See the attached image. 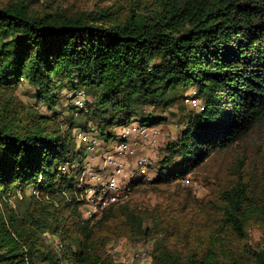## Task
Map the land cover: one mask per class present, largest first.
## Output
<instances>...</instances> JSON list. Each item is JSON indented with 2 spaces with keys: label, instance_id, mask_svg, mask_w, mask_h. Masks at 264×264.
Masks as SVG:
<instances>
[{
  "label": "trees",
  "instance_id": "16d2710c",
  "mask_svg": "<svg viewBox=\"0 0 264 264\" xmlns=\"http://www.w3.org/2000/svg\"><path fill=\"white\" fill-rule=\"evenodd\" d=\"M81 2L0 1V264H111V238L136 235H162L156 264H264V138H255L264 134V0ZM23 82L49 110L58 86L87 90L86 119L65 118L64 129L58 114L17 97ZM187 89L202 110L185 113L148 183L192 178L208 193L198 199L177 184L172 210L123 202L81 220L86 186L72 166L85 148L75 150L73 131L95 120L110 143L111 128L132 119L158 127L167 117L156 111L176 102L184 111ZM251 224L263 231L261 247L244 253ZM172 238L187 244L185 260L164 248Z\"/></svg>",
  "mask_w": 264,
  "mask_h": 264
},
{
  "label": "rangeland",
  "instance_id": "374dc122",
  "mask_svg": "<svg viewBox=\"0 0 264 264\" xmlns=\"http://www.w3.org/2000/svg\"><path fill=\"white\" fill-rule=\"evenodd\" d=\"M3 1V0H0ZM117 0H82L81 6L83 8H90L95 4H100L103 6H109L113 2ZM16 95L17 97L26 105H29L35 109H37L41 114L45 116H52L54 114H58V121L63 123V128H67L66 121H64L65 118H71L73 121H77L80 118H82L83 113L87 110L84 108L79 109L78 107L74 106V100L77 98H81L86 102H92V96L91 93L83 88H79L77 90H71L64 86V84L57 87L56 95L59 98V104L56 106V109L49 110L44 104L38 103L35 100V92L34 89L29 86L26 82H23L18 88L16 89ZM194 90L193 89H187L184 92V95L187 97H193ZM181 102H176L174 105H172L167 111H162L159 109L156 111L157 114L164 115L167 117V122L163 125L158 126V135L156 138V143L152 147H144L138 150L137 156L128 157L126 160V166L127 171L126 174H128V177H123L121 186L127 187V195L125 198H123L121 201L129 202L130 204L136 205L140 209L144 208H153V207H159L162 210H172L174 206L177 203V184L180 185L182 188H186L192 191L193 196L195 198H202L208 193V190L203 187L198 181L190 178L189 183L186 185L184 182L181 183H172L170 185H160V186H154L148 182H151L157 178L158 171L160 169V161L163 157L167 156L168 153L166 151L167 144H170L172 142H175L178 139V136L180 134V131L183 127L181 124V120L185 113L188 111L193 110L191 107L184 105V111L180 109L179 105ZM81 111V112H78ZM146 112H150L151 108H146ZM86 117H83L82 120H85ZM139 123L138 119H132V121L129 123L135 124ZM89 127L96 128L97 123L95 120H91L89 123ZM117 126H113L111 130L113 132H117ZM97 130V129H96ZM98 133V132H97ZM72 134V133H71ZM264 138L263 133H259V135L255 136V138ZM72 143L75 145V150L82 148L84 150V146L77 145L78 143H75L72 140ZM103 148L104 145H100ZM253 153V152H252ZM141 158H146L147 162L149 164L146 165L145 171L146 176L142 175L140 172V166L137 164V161ZM97 159L96 155L88 154L85 152L83 160H87L86 162H91L93 160L92 168H98L97 167ZM77 163V162H76ZM83 164V163H82ZM75 166H72V169L76 172H79L78 180L82 176V173L84 172L83 177L86 174V170H83V165L79 168L78 164H74ZM149 166V167H148ZM205 167H211L210 163L209 165ZM67 170V168H66ZM203 172V171H202ZM200 172V173H202ZM133 178L134 182H142L145 183L141 185H136L135 187L131 188V190H128V187L130 185V182H128L129 178ZM148 184H147V183ZM27 194L31 193V190L26 191ZM34 193V192H33ZM32 193V194H33ZM81 208V207H80ZM79 208V210H80ZM80 212L81 220L86 221L84 219L83 212ZM99 218H93L90 221H95ZM152 223L150 221L146 222L145 226H151ZM263 236V231L258 225L251 224L248 227V239L247 241L243 242L241 244L242 249L244 253L247 252H253L257 251L261 247V240ZM44 238L46 239L47 243L51 244L53 247L57 246L59 244L56 237L45 235ZM162 235H157L153 237H146L141 235H136L132 237H116L113 236L110 240V242L106 246V253L109 256V261L111 264H156L153 258V252L155 251L156 245H162L161 239ZM165 238V237H164ZM179 238H172L164 239V248L171 251L173 255H179L182 260H185L187 256L189 255V252L182 253V248L186 246V243L183 244H177V241H179ZM195 243L192 241V245L194 246ZM194 248V247H192Z\"/></svg>",
  "mask_w": 264,
  "mask_h": 264
},
{
  "label": "built area",
  "instance_id": "2783aa9c",
  "mask_svg": "<svg viewBox=\"0 0 264 264\" xmlns=\"http://www.w3.org/2000/svg\"><path fill=\"white\" fill-rule=\"evenodd\" d=\"M85 102L80 97L74 100V106L79 109L84 108ZM185 104L191 108L202 110L200 102L193 98H186ZM117 132L114 133V139L106 143L98 137L96 128L89 131L75 129L73 131V141L82 145L85 152L97 156L95 159L99 162L100 169L92 168L93 160L86 162L83 160V170L86 174L78 180L79 186H86L82 195L83 204L80 206L83 217L86 221L98 217L107 207L113 204L123 203L121 201L127 195V187L121 186V180L126 177V160L128 157L137 155L141 148L152 147L156 143L158 129L156 127L147 128L139 123L117 126ZM100 145H104L103 148ZM140 166V172L146 176L145 167L149 162L146 158L137 161ZM75 166V165H73ZM67 166L62 165L61 170H66ZM134 180L132 177L128 179ZM186 185L188 180L183 181Z\"/></svg>",
  "mask_w": 264,
  "mask_h": 264
},
{
  "label": "crops",
  "instance_id": "0c3cea01",
  "mask_svg": "<svg viewBox=\"0 0 264 264\" xmlns=\"http://www.w3.org/2000/svg\"><path fill=\"white\" fill-rule=\"evenodd\" d=\"M157 129H158V127H156ZM137 154H138V152H137ZM137 156V155H136ZM125 164H126V162H125ZM97 165H99V162L97 163ZM127 165V164H126ZM149 167V166H148ZM95 169H100V166L98 167V168H95ZM126 171H127V166H126ZM146 172V171H145ZM126 175H128V174H126ZM128 177V176H127Z\"/></svg>",
  "mask_w": 264,
  "mask_h": 264
}]
</instances>
